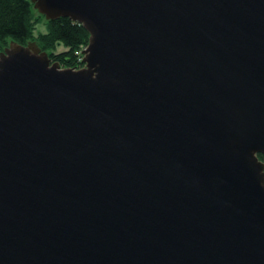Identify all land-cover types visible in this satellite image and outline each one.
<instances>
[{
    "label": "water",
    "instance_id": "water-1",
    "mask_svg": "<svg viewBox=\"0 0 264 264\" xmlns=\"http://www.w3.org/2000/svg\"><path fill=\"white\" fill-rule=\"evenodd\" d=\"M81 69L0 52V264H264V0H30Z\"/></svg>",
    "mask_w": 264,
    "mask_h": 264
},
{
    "label": "trees",
    "instance_id": "trees-1",
    "mask_svg": "<svg viewBox=\"0 0 264 264\" xmlns=\"http://www.w3.org/2000/svg\"><path fill=\"white\" fill-rule=\"evenodd\" d=\"M43 18L36 15L30 0H0V51L10 41L23 46L34 42L41 52L47 53L50 60L62 68L80 69L82 63L77 62L76 53L87 46L88 33L68 18H59L46 21V33L34 37V27ZM59 45L65 51L56 54L54 51ZM258 158L264 162L262 155Z\"/></svg>",
    "mask_w": 264,
    "mask_h": 264
},
{
    "label": "rangeland",
    "instance_id": "rangeland-1",
    "mask_svg": "<svg viewBox=\"0 0 264 264\" xmlns=\"http://www.w3.org/2000/svg\"><path fill=\"white\" fill-rule=\"evenodd\" d=\"M36 11V10H35ZM36 15L37 16H39V14H38V12L36 11ZM46 33V21H45V19L43 18L42 20H40L39 21V23L37 24V25H35V27H34V32H33V36L34 37H37L39 34H45ZM2 51V50H1ZM0 51V52H1ZM63 51H65V49L61 46V45H59V46H57V48H56V50L54 51V53H60V52H63ZM83 57L84 56H82V58L80 57V56H76V59H77V62L79 63H81V61L79 60V58H81V59H83ZM83 67V63H82V65H81V67L80 68H82ZM67 69V68H66Z\"/></svg>",
    "mask_w": 264,
    "mask_h": 264
},
{
    "label": "built area",
    "instance_id": "built-area-1",
    "mask_svg": "<svg viewBox=\"0 0 264 264\" xmlns=\"http://www.w3.org/2000/svg\"><path fill=\"white\" fill-rule=\"evenodd\" d=\"M83 49H84V48H83ZM83 49H82V50H83ZM81 52H82V51H79V52H77V53H76V56H77V57H78V56H80V57L82 58V56H83V55H82V53H81ZM81 58H79V60H80V61H82V59H81Z\"/></svg>",
    "mask_w": 264,
    "mask_h": 264
}]
</instances>
